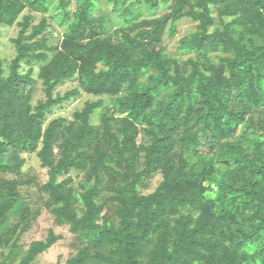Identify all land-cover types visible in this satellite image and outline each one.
Wrapping results in <instances>:
<instances>
[{
  "label": "trees",
  "instance_id": "16d2710c",
  "mask_svg": "<svg viewBox=\"0 0 264 264\" xmlns=\"http://www.w3.org/2000/svg\"><path fill=\"white\" fill-rule=\"evenodd\" d=\"M99 1L0 0V41L19 28L0 61V264L63 240L25 250L44 210L74 236L65 264H264V0H105L118 35ZM183 20L186 60L164 45ZM83 93L99 99L50 119Z\"/></svg>",
  "mask_w": 264,
  "mask_h": 264
},
{
  "label": "rangeland",
  "instance_id": "374dc122",
  "mask_svg": "<svg viewBox=\"0 0 264 264\" xmlns=\"http://www.w3.org/2000/svg\"><path fill=\"white\" fill-rule=\"evenodd\" d=\"M100 6V13H107L110 15L111 19L114 20V23L112 24L111 32L116 33L118 35V30L121 27V22L117 21L116 15L112 12L111 5H108L105 0L99 1ZM76 7V0H74L73 5L71 6V10H74ZM163 10L158 12L156 16L162 15ZM147 17H149V13L146 14ZM41 16H38L37 22L40 20ZM55 32L54 36L52 38V43H57L63 29L60 27V24L58 21L54 22ZM178 33L174 37L167 36L164 40V45L167 47V51L169 54H171L174 57H177L181 60H186L188 58L187 54L179 53L177 50L178 43L180 39L185 37L186 35H189L190 33L195 31L196 24L191 22L190 20H183L178 23L177 25ZM2 37L0 41V61H6L7 63L14 58L15 56V50L12 43V40L17 37L19 28L17 26L13 28H5L2 30ZM27 70V66H23V71ZM38 75V68H36L34 78L36 80V83L34 85L35 91H34V98H33V104L36 105V103L44 98V92H43V84L40 79L37 77ZM76 85L73 83H67L65 86L59 88V92L65 93L71 89H73ZM99 98L94 97L92 95L83 93L82 96L78 99L73 100L69 104H65L61 108H57L54 111V114L50 119L58 118V117H64L67 120H73L74 113L78 110H81L85 103L87 101H97ZM107 103H109L108 99L104 98ZM95 123H98V116H95ZM34 159H36L35 156H33ZM31 168L27 169L26 174L37 176L40 181H46L47 180V173L46 170H42L39 168V165L37 162L33 161L31 163ZM73 177L76 176L75 172L71 173ZM161 180L160 176H157L152 181L151 187L148 190V193L153 192L156 187L158 186L159 182ZM80 179L76 178V186L79 185ZM23 193L26 195L29 201L33 205L38 204V197H37V191L35 188H32L29 190L28 193H26V190L24 189ZM15 223V220H13L12 224ZM50 230H54L55 233L62 235L63 240L60 241L57 245H55L49 252L43 254L40 256L37 261L34 264H65L69 256L71 255V247L70 244L74 239V236L71 234L69 227L67 226H59L56 223L55 217L50 214L47 210H44L41 217L38 219V221L34 224L32 229L23 237V246L25 250L29 247V245L34 241H40L44 240L48 232ZM6 252L4 249L0 250V259L2 258V252Z\"/></svg>",
  "mask_w": 264,
  "mask_h": 264
}]
</instances>
